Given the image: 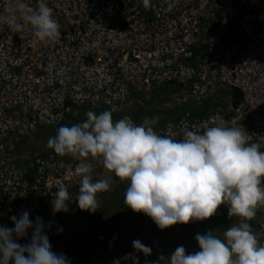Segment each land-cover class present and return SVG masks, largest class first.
Instances as JSON below:
<instances>
[{
	"label": "built area",
	"instance_id": "1",
	"mask_svg": "<svg viewBox=\"0 0 264 264\" xmlns=\"http://www.w3.org/2000/svg\"><path fill=\"white\" fill-rule=\"evenodd\" d=\"M6 2L0 0V13ZM25 2L35 6L37 0ZM47 3L60 24L56 41H39L23 21L21 28L0 25V226L14 227L10 218L24 211L33 221L39 216L51 222L46 232L58 254L83 211L74 175L83 158L34 147L32 136L58 129L79 109L130 113L143 93L160 88L177 87L197 102L219 89L236 90L237 103L219 101L203 116L184 111L161 124L149 115L125 117L176 140L186 130L203 131L212 118L241 127L251 142L264 137V0H151L148 9L142 0ZM219 17L237 22V40L225 35V45L196 50L203 37L218 40L210 26ZM84 162L92 165L94 181L111 177L112 187L129 182L109 173L102 158ZM58 181L73 200L68 212L53 214ZM218 208L228 212L226 204ZM250 223L264 243V207ZM30 240L31 230L17 242Z\"/></svg>",
	"mask_w": 264,
	"mask_h": 264
},
{
	"label": "clouds",
	"instance_id": "2",
	"mask_svg": "<svg viewBox=\"0 0 264 264\" xmlns=\"http://www.w3.org/2000/svg\"><path fill=\"white\" fill-rule=\"evenodd\" d=\"M142 4L148 9L151 0H142ZM20 21L30 25L41 42L60 38V24L47 0H37L35 6L25 0H7L0 25L21 28ZM118 119L113 120L110 110L99 114L88 111L84 122L61 125L48 139L47 146L57 155L83 158L74 169L80 178L75 198L79 209L96 211L98 194L112 188L111 177L94 181L92 165L84 162L99 157L109 173L130 182L124 204L151 217L161 230L205 220L222 204L228 205L229 217L241 218L238 225L224 231L223 238L213 232L197 234L200 251L186 254L179 246L167 258L168 264H264V243L249 223L258 208L264 207V137L251 142L241 127L212 118L203 131L186 130L184 138L176 140L137 125L131 118ZM56 188L53 214L66 213L73 199L63 182L58 181ZM10 219L14 227L0 226V264H71L66 255L52 250L46 232L51 222L46 225L39 216L33 221L27 211ZM29 230L30 243H18ZM132 247L145 256L152 251L140 240H134ZM125 259L139 264L131 253ZM112 264L121 262L114 259Z\"/></svg>",
	"mask_w": 264,
	"mask_h": 264
},
{
	"label": "rangeland",
	"instance_id": "3",
	"mask_svg": "<svg viewBox=\"0 0 264 264\" xmlns=\"http://www.w3.org/2000/svg\"><path fill=\"white\" fill-rule=\"evenodd\" d=\"M224 22L222 24V30L219 35H228L231 40L235 36V32L237 31V22L234 19L229 18H223ZM169 88H160V89H152L150 92L143 93L142 96H140L139 101L135 104V107L130 113H124L126 115H132L136 116L140 113H144L142 111H149L152 110V112L157 110H162V108L167 107L166 111H161L163 120L166 119L167 114H163L166 112H171V108L177 105V107H181L182 105L180 103L181 100L186 101L187 98H184L179 94V91L177 89H173L171 91L168 90ZM182 97L179 99L180 96ZM219 101H226L228 98H231V94L226 89H219L216 92ZM144 96V97H143ZM135 98V96H133ZM137 99V100H138ZM180 102L178 103V101ZM189 102L192 104H195L197 101L193 99H188ZM205 101V100H204ZM199 102V107L204 106V108H209V103H203ZM211 102V101H208ZM176 104V105H175ZM196 105L193 110H191V113H197L199 107ZM160 108V109H159ZM164 110V109H163ZM105 111V110H104ZM107 111V110H106ZM146 111V112H147ZM102 112V111H101ZM99 112V113H101ZM151 112V111H150ZM97 113V114H99ZM123 114V115H124ZM119 114H112L113 120H117L119 117H122V115ZM151 116L155 119L153 114H146ZM172 116L179 115L178 110L175 108L171 114ZM74 116V115H73ZM72 115L68 117V122L65 121L62 126L67 125H74L81 122H84L86 120V112L79 111L77 113V117L73 118ZM68 123V124H66ZM56 133V130L55 132ZM43 135L39 136L38 138H41ZM33 139L36 138V135L32 137ZM130 182H126L125 184L118 185L112 189V191H109L107 195L104 197L98 199V208L94 212L90 211H84L86 213H81V218L77 220V224L73 229L72 235L70 237V241H81L82 239L77 236L79 229H81V226L83 225V221L88 220L91 218V216L96 215L97 219L95 226L99 228L100 231V241L98 242H92L93 244V255L90 258V260L84 261V259L81 258V264H112L114 259H119L121 264H132L131 259H125L126 255L131 253L133 256L138 257L139 264H154L160 257H163L162 264H168V257H170L175 249L179 246H183L185 248L186 254H192L200 251L199 245L195 239L197 234H207L208 232H212L213 234L223 238L224 231L222 230L220 233H217L221 230V227L226 226L228 216L226 215L225 210L220 211L222 213H215L216 215L220 214L223 215L220 218L222 219L221 223L220 220H216V223H218L219 226H216L217 228H213V216L209 217L202 221H190L189 225L193 228V231L189 233L187 229L185 230H174V232L170 233L169 231H166L168 228L172 227L169 226L163 230L157 228L156 224L153 222L151 217L143 214L142 212H133L128 206L124 204V195L125 191L124 188L127 189ZM104 205L107 206V209L102 208ZM102 208V209H101ZM141 214V215H140ZM135 216H139V219H135ZM141 216V217H140ZM236 219L235 217H233ZM85 219V220H84ZM209 219H211V222L209 224ZM219 219V218H218ZM81 220V223L80 221ZM237 220V219H236ZM225 222V223H224ZM240 221H238V224ZM237 224V225H238ZM235 225V223H234ZM233 225V226H234ZM157 228L159 231L155 232L154 235L159 236L160 234H166L170 235V241H168L166 244V251L163 253L161 249H159V240H155L154 242H149L147 240H144L141 237V234L144 233L145 230H151L152 228ZM189 227V228H190ZM153 231V230H151ZM79 234V233H78ZM146 234V232H145ZM191 239V245L190 246H184V242L187 239ZM134 240H140L142 244L145 246H148L151 248V254L148 256H145L142 252L136 251L132 247V242ZM177 244V245H176ZM74 246V244L72 245ZM127 246H130L129 248ZM161 246V245H160ZM163 246V245H162ZM64 254L67 257L72 256V254L66 253V247L62 245V247L59 248L58 254ZM71 260V264H73V260Z\"/></svg>",
	"mask_w": 264,
	"mask_h": 264
},
{
	"label": "trees",
	"instance_id": "4",
	"mask_svg": "<svg viewBox=\"0 0 264 264\" xmlns=\"http://www.w3.org/2000/svg\"><path fill=\"white\" fill-rule=\"evenodd\" d=\"M231 98H232V100H233L234 103H237V101L239 99V92L236 91V90L232 91L231 92ZM179 102H180V100L178 101V103ZM179 108H181V107H179ZM176 109L178 110L177 105H176ZM198 111H199V109H198ZM142 112H144L143 115L149 114L148 111L147 112L146 111H142ZM167 113L170 114L169 112H167ZM207 113H208V109L207 108H204L203 111L198 112V114L197 113H194V112L192 114L193 115H197V116H203V115H205ZM159 114L160 113H157L156 112L155 115H157L158 117L157 116H154V117H155L156 122L159 123V124H161L164 121H163V119L160 118L161 116ZM123 117L124 116H122L121 118H123ZM113 188L114 187H112L110 191H112ZM125 190L126 189L124 188V191ZM108 193H109V191L108 192H105V193H101V195L98 197V199L101 198L102 196L104 197ZM102 208L107 209V206L104 205ZM223 210L224 209L218 208L217 211H216V213H222L220 211H223ZM84 211H87V210H83V212ZM225 212H226V215L228 216V220H227L226 226L221 227V230L220 231H222L224 229H227V228L233 226L234 223H235V225H237L238 224V221H239V217L233 216V217H235L237 219L236 220L233 217H229L227 211H225ZM84 213H86V212H84ZM96 217H97L96 215H93L88 220H85L84 219L85 221H83V225L81 226V229L82 230L79 229V231H78L79 234L78 233H75V234H77V236H79V238L82 239L81 241H77V237H76V241H72V242L70 241V237H71L73 231L63 241V244L62 245H64V247H66V253L72 254L71 258L70 257H68V258H70V259L73 260V264H81V258L84 259V261L90 260V258L93 255V250L92 249H93L94 242L95 241L96 242L97 241L99 242L100 239H101L99 228L95 226L96 220L94 218H96ZM220 217H221L220 214H218V215L214 214L213 215L214 222H213L212 229L213 228H217L216 226H219L218 223H216V220H217V222H218V220H220V223H221L222 219ZM80 218H81V216H79L78 219H80ZM137 218L139 219V216H135V219H137ZM79 221L81 223V220H79ZM209 221H211V219H209ZM189 223H187V224H184V223L174 224L173 225V228L170 227L166 231H169L170 233H172V232H174V230H185V229H187L189 231V233H191L193 231V228L190 227ZM209 224H210V222H209ZM251 227H252V230L254 232V228H253V225L252 224H251ZM157 228H155V227L152 228L151 230H153V231H151V230H145L144 229V231L146 232V234H145V232L142 233L141 234V237L144 240H147L149 242H154L155 240H159V244L161 245V246L159 245V249H161L162 252L164 253L166 251V248H165L166 245H167L166 243L168 241H170V238L171 237H170V235H168V233H166V234L165 233L164 234H160L159 236L154 235L155 232H158L159 231ZM213 231H214V229H213ZM217 233H219V232H217ZM92 242H93V244H92ZM191 242H192V240L188 238L183 244H184V246H190L191 245ZM73 244H74V246H72ZM127 247L129 248L130 246H127ZM161 258H163V257H160L154 264H162L163 259H161Z\"/></svg>",
	"mask_w": 264,
	"mask_h": 264
},
{
	"label": "crops",
	"instance_id": "5",
	"mask_svg": "<svg viewBox=\"0 0 264 264\" xmlns=\"http://www.w3.org/2000/svg\"><path fill=\"white\" fill-rule=\"evenodd\" d=\"M223 22H224V19H223V17L222 18H218L211 26H210V30H211V33H210V35H212V34H215L216 32H219V33H221V30H222V24H223ZM236 34H237V31L235 32V36H234V38L231 40V38L229 37L228 38V41L230 42H232V41H236L237 40V36H236ZM224 36L225 35H223V36H221V35H219V38H218V40H217V37L215 38V40L214 41H211V42H209L211 39H209V38H207V37H203L200 41H199V43L197 44V47H198V49L196 48V50H203V52H205V50L206 49H211V48H214V47H216V46H218V45H220V44H224L225 45V40L223 39L224 38ZM207 42H209V43H207ZM204 43H206L207 45H203ZM164 89V88H163ZM173 89H178L177 87H172V88H169L168 90L169 91H171V90H173ZM180 92V91H179ZM180 95H181V93H179ZM230 94H231V92H230ZM179 95V96H180ZM142 96V95H141ZM182 97H183V95H181ZM179 97V99H181L182 97ZM144 97V96H143ZM185 97V96H184ZM184 97H183V99H184ZM188 99L189 98H187V100L186 101H184V100H181V108H179V107H177L178 108V112H179V115H177L176 117L175 116H172L171 114H172V112H173V110L176 108V106H174L173 108H171L170 110H171V112H169L170 114H168L167 112L166 113H163V114H168V116H166V119L165 120H163V121H167V120H173V119H176V118H178L179 116H181V114L184 112V111H191V110H193V108H195L196 107V105L199 107V105L200 104H198L199 102H196L195 104H192L191 102H189L188 101ZM218 97H217V95H215V94H211L210 96H208L206 99H205V101L203 102V103H209L208 105H209V108L210 107H212L213 105H215L217 102H218ZM208 101H211V102H208ZM197 107V108H198ZM208 108V109H209ZM160 109V108H159ZM164 109V110H163ZM167 109H169V108H167V107H164V108H162V110H158L157 111V113H160L159 115L161 116L160 118L161 119H163V116H162V112L161 111H166ZM203 109H204V106H200V108H199V110H201V111H203ZM79 111H82V112H88L89 110L87 109V108H82V109H79L78 111H76V112H73V118H76L77 116V113L79 112ZM104 110H102V112H103ZM147 111V110H146ZM151 111V112H150ZM148 113H150V114H153V112H152V110H149L148 111ZM156 114V113H155ZM139 115H143V113H140ZM155 116H157V115H155ZM158 117V116H157ZM68 120V119H67ZM66 120V121H67ZM68 122V121H67ZM66 124H68V123H66ZM67 126H71V125H67ZM55 131H52V130H49V129H41V130H39L38 132H36V133H34L33 135H36V138H34V147H42V149L44 150L45 148H49L48 146H47V142H48V139L51 137V136H54L56 133H54ZM41 135H43L41 138H38L39 136H41ZM32 145V146H33ZM220 216H223V215H220ZM209 222H211V221H209ZM227 229H224L223 231H226ZM221 231H219V233H220Z\"/></svg>",
	"mask_w": 264,
	"mask_h": 264
},
{
	"label": "water",
	"instance_id": "6",
	"mask_svg": "<svg viewBox=\"0 0 264 264\" xmlns=\"http://www.w3.org/2000/svg\"><path fill=\"white\" fill-rule=\"evenodd\" d=\"M118 114H119V113H118ZM120 114H121V115H123V114H124V112H123V111H120Z\"/></svg>",
	"mask_w": 264,
	"mask_h": 264
},
{
	"label": "flooded vegetation",
	"instance_id": "7",
	"mask_svg": "<svg viewBox=\"0 0 264 264\" xmlns=\"http://www.w3.org/2000/svg\"><path fill=\"white\" fill-rule=\"evenodd\" d=\"M158 111V110H157ZM157 111H154L153 113H154V115L153 116H155V113L157 112Z\"/></svg>",
	"mask_w": 264,
	"mask_h": 264
}]
</instances>
